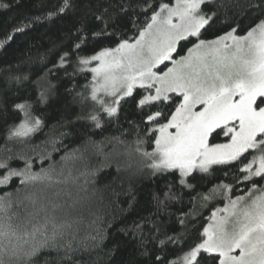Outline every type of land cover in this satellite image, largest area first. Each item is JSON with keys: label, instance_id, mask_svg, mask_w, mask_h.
<instances>
[{"label": "snow or ice", "instance_id": "obj_1", "mask_svg": "<svg viewBox=\"0 0 264 264\" xmlns=\"http://www.w3.org/2000/svg\"><path fill=\"white\" fill-rule=\"evenodd\" d=\"M223 7L0 0V50L23 49L0 68V264H264V0ZM65 127L82 144L57 161ZM89 146L99 166L68 165ZM216 200L200 231L194 209Z\"/></svg>", "mask_w": 264, "mask_h": 264}, {"label": "trees", "instance_id": "obj_2", "mask_svg": "<svg viewBox=\"0 0 264 264\" xmlns=\"http://www.w3.org/2000/svg\"><path fill=\"white\" fill-rule=\"evenodd\" d=\"M174 1V0H173ZM223 3L225 5V7L220 8L219 12L221 17L223 18L225 15L227 16H232L233 12L236 11L235 9H233L232 7H230L231 4V0H217V3ZM248 21L245 20V23H247ZM224 31H227V29H223V31H220L216 34H220L222 35ZM131 34V33H130ZM243 34V33H241ZM206 38L208 39H212L214 38V35L209 34ZM24 38L21 37L20 40H23ZM19 41H17L18 43ZM17 43H13L11 45L10 48L7 49V51L5 52L4 50H0V68H6L7 64L9 62L15 63L16 62V57H19L21 55V52L23 51V49L21 50V52H16L15 49L17 47ZM91 77L89 76V79ZM83 83V81H82ZM9 85L6 84L3 80V77L0 76V90L6 89L8 88ZM9 95H11V93H9ZM41 108H43L44 106L41 105ZM50 110H45V112L43 113V115L47 116L48 112ZM41 114V113H38ZM55 120H46V127H44L41 131L37 132L33 137L32 140L34 143L36 144H40L42 141H45L49 138L50 135H52L53 132V125L55 124ZM124 127H127V125H124ZM58 131H63L65 133H69L72 132V129H69L67 127L59 129ZM97 133H99V130H95ZM122 131V129L120 127H118L117 125L113 124L110 127H108L107 131L103 132V133H99L98 135H95L93 137V139H95L96 141H101L104 140L105 137H110V136H118L120 134V132ZM0 135H2V133H0ZM82 131L80 129H77L75 132H72L71 135H67L63 138V147L61 148V150L59 152H52V146L48 145V151L52 152L53 157L55 158V160L59 161L61 156L64 155L65 150L67 151H71L74 148L80 147L82 144ZM129 139H131V137H129ZM218 142H223V140H219ZM118 148H120V146H117ZM121 151H123L122 148H120ZM150 150V149H149ZM39 151V150H37ZM94 149L89 146L88 149V159H86L85 161H80V160H76L75 162L73 161H69L68 165L69 166H74L76 168H79L80 170H84V165L88 164L89 167H97L100 165V163L104 160L103 156H95L92 155ZM105 151H111V146H107L105 147ZM126 157H121L122 162L124 160H126ZM138 160H133V163H137ZM45 167L47 166V164L44 165ZM34 170H39V165H37V167ZM105 172H111L114 174L115 172V165H113L112 168L109 169H105ZM105 172L100 173L101 176L105 175ZM111 179V176L106 177V179L102 180L99 182V184L97 185V187L100 189L99 192H97V198H99L100 195H105V202L103 205H99V209H100V215L105 216V213H110L112 211L111 207L107 206V193L104 192L103 190V185L108 183V181ZM258 179V178H257ZM124 189L127 190V183L124 184ZM139 188V195H138V199L140 200V204L143 205L145 203V201L148 199V194L149 192L152 190V185H150L147 181H145V183L143 185H138L137 186ZM119 201H123L126 199V197L124 196H120ZM189 198L187 196L184 197V204L183 205H176V207H184L185 211H190L191 209V205H189L188 203ZM120 207H124L126 208L127 205L120 203L119 204ZM205 205H201V204H197L196 209H194L196 215L194 217H192V219L196 222V226L198 228H200V231H202V227L206 226L208 223V217L210 215L209 212V208H205ZM105 218H110L105 216ZM89 229L87 228V226L85 225L84 227H82L81 232H80V236L84 237L87 235Z\"/></svg>", "mask_w": 264, "mask_h": 264}, {"label": "rangeland", "instance_id": "obj_3", "mask_svg": "<svg viewBox=\"0 0 264 264\" xmlns=\"http://www.w3.org/2000/svg\"><path fill=\"white\" fill-rule=\"evenodd\" d=\"M174 2V1H173ZM226 202V201H225ZM205 208H209V212L211 213V211L214 210L215 207H223V203L220 202L219 200L216 201H210L208 204L205 205ZM210 216V215H209ZM209 223V220H208ZM207 223V224H208ZM207 226V225H206Z\"/></svg>", "mask_w": 264, "mask_h": 264}]
</instances>
